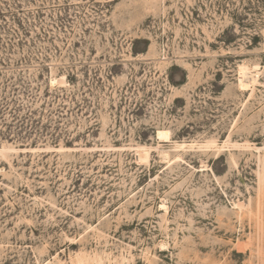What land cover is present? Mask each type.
<instances>
[{"label":"rangeland","instance_id":"rangeland-1","mask_svg":"<svg viewBox=\"0 0 264 264\" xmlns=\"http://www.w3.org/2000/svg\"><path fill=\"white\" fill-rule=\"evenodd\" d=\"M0 264H264V0H0Z\"/></svg>","mask_w":264,"mask_h":264},{"label":"bare ground","instance_id":"bare-ground-1","mask_svg":"<svg viewBox=\"0 0 264 264\" xmlns=\"http://www.w3.org/2000/svg\"><path fill=\"white\" fill-rule=\"evenodd\" d=\"M255 69V67H254ZM254 72V73H253ZM250 75V77H246V75ZM256 75H257V72L255 70H245V69H240V72H239V85L244 87L246 86V84L248 85L249 82H252V81H255V78H256ZM249 79V80H246Z\"/></svg>","mask_w":264,"mask_h":264}]
</instances>
